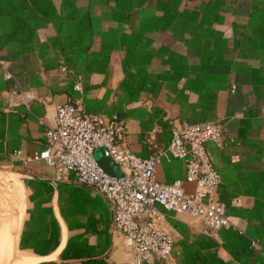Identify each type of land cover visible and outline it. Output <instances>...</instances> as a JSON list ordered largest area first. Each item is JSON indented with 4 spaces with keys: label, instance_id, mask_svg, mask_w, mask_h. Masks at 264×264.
Instances as JSON below:
<instances>
[{
    "label": "crops",
    "instance_id": "0c3cea01",
    "mask_svg": "<svg viewBox=\"0 0 264 264\" xmlns=\"http://www.w3.org/2000/svg\"><path fill=\"white\" fill-rule=\"evenodd\" d=\"M13 90L34 94L29 107ZM67 101L116 115L144 157L182 121L221 125V145L206 146L232 226L208 233L200 218L165 213L172 252L142 264H264V0H0V174L22 202L0 234V264L130 262L104 196L26 160L48 146ZM155 174L193 188L179 159L162 156ZM6 192L1 209L14 205Z\"/></svg>",
    "mask_w": 264,
    "mask_h": 264
},
{
    "label": "built area",
    "instance_id": "2783aa9c",
    "mask_svg": "<svg viewBox=\"0 0 264 264\" xmlns=\"http://www.w3.org/2000/svg\"><path fill=\"white\" fill-rule=\"evenodd\" d=\"M12 93L26 107L34 98L30 90ZM222 133L217 123L182 121L173 129L166 148L152 156H139L124 145V129L116 115L106 120L79 103L67 101L55 106V121L46 133L48 146L26 160H43L55 169L57 179L73 174L76 182L104 196L131 254L129 264H142L153 255L165 259L172 252L173 237L160 226L165 213H189L200 218L208 233L232 226L214 198L221 178L206 146L208 141L220 146ZM100 147L107 150L120 175H109L98 164L94 150ZM162 156L183 162L191 190H186L180 179L170 183L157 180L156 165Z\"/></svg>",
    "mask_w": 264,
    "mask_h": 264
},
{
    "label": "rangeland",
    "instance_id": "374dc122",
    "mask_svg": "<svg viewBox=\"0 0 264 264\" xmlns=\"http://www.w3.org/2000/svg\"><path fill=\"white\" fill-rule=\"evenodd\" d=\"M102 151H94V157L95 159H98L101 157ZM118 170V169H117ZM3 172V171H1ZM6 189L11 193V195L14 198V205L12 208L8 207H0V223L4 222L7 218H10V222L14 221L20 214L21 211V198L20 194L17 191V186L15 183H13L11 180H6V178H0V206L2 204H6V201L9 202L8 193L6 192Z\"/></svg>",
    "mask_w": 264,
    "mask_h": 264
},
{
    "label": "water",
    "instance_id": "95a60500",
    "mask_svg": "<svg viewBox=\"0 0 264 264\" xmlns=\"http://www.w3.org/2000/svg\"><path fill=\"white\" fill-rule=\"evenodd\" d=\"M95 150L102 151L101 157L96 159V161L103 168V170L107 174L112 175V176L120 175V170H119L118 166L112 161L107 150L103 147L97 148Z\"/></svg>",
    "mask_w": 264,
    "mask_h": 264
},
{
    "label": "bare ground",
    "instance_id": "6f19581e",
    "mask_svg": "<svg viewBox=\"0 0 264 264\" xmlns=\"http://www.w3.org/2000/svg\"><path fill=\"white\" fill-rule=\"evenodd\" d=\"M6 178V180H11L10 178H8L7 176H4V175H1L0 174V178ZM12 181V180H11ZM13 182V181H12ZM14 183V182H13ZM16 184V183H15ZM16 186H17V184H16ZM17 188H18V186H17ZM17 191L19 192V188L17 189ZM20 198H21V196H20ZM22 203V202H21ZM21 208V207H20ZM11 220H10V218H7L4 222H2V224H1V226H0V234H1V232H2V230H3V228L5 227V225L8 223V222H10Z\"/></svg>",
    "mask_w": 264,
    "mask_h": 264
}]
</instances>
